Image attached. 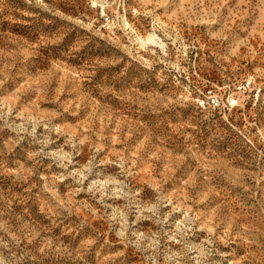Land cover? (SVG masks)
Listing matches in <instances>:
<instances>
[{
	"label": "rangeland",
	"instance_id": "rangeland-1",
	"mask_svg": "<svg viewBox=\"0 0 264 264\" xmlns=\"http://www.w3.org/2000/svg\"><path fill=\"white\" fill-rule=\"evenodd\" d=\"M0 264H264V0H0Z\"/></svg>",
	"mask_w": 264,
	"mask_h": 264
}]
</instances>
